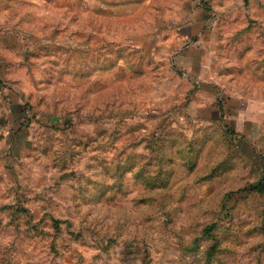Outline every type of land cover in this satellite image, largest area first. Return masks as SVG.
<instances>
[{"label":"rangeland","instance_id":"1","mask_svg":"<svg viewBox=\"0 0 264 264\" xmlns=\"http://www.w3.org/2000/svg\"><path fill=\"white\" fill-rule=\"evenodd\" d=\"M0 37V264H264V0H0Z\"/></svg>","mask_w":264,"mask_h":264},{"label":"crops","instance_id":"2","mask_svg":"<svg viewBox=\"0 0 264 264\" xmlns=\"http://www.w3.org/2000/svg\"><path fill=\"white\" fill-rule=\"evenodd\" d=\"M4 43L2 42V38L0 37V64H1V51L3 50L2 49V45H3ZM6 44V43H5Z\"/></svg>","mask_w":264,"mask_h":264}]
</instances>
